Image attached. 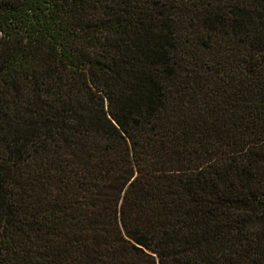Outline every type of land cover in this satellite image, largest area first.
<instances>
[{"label":"trees","instance_id":"16d2710c","mask_svg":"<svg viewBox=\"0 0 264 264\" xmlns=\"http://www.w3.org/2000/svg\"><path fill=\"white\" fill-rule=\"evenodd\" d=\"M0 264H264V0H0Z\"/></svg>","mask_w":264,"mask_h":264}]
</instances>
